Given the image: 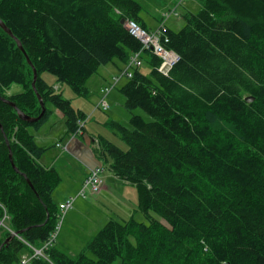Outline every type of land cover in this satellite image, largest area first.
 Listing matches in <instances>:
<instances>
[{
    "label": "trees",
    "instance_id": "16d2710c",
    "mask_svg": "<svg viewBox=\"0 0 264 264\" xmlns=\"http://www.w3.org/2000/svg\"><path fill=\"white\" fill-rule=\"evenodd\" d=\"M199 3L179 30H166L165 46L179 61L164 74L161 59L144 49L148 71L136 68L119 87L130 127L115 119L105 126L127 148L90 132L97 158L134 186L149 222L109 219L76 256L55 240L47 258L28 264H264V0ZM141 10L135 0H0V19L23 49L0 27V245L20 232L1 247L0 264L41 247L58 218L52 194L61 177L40 163L47 148L31 129L56 110L66 135L87 131L85 110L54 84L86 98L100 66H125L142 48L125 21L148 29ZM12 84L22 90L7 94ZM37 93L43 115L22 120L19 110L40 114Z\"/></svg>",
    "mask_w": 264,
    "mask_h": 264
},
{
    "label": "rangeland",
    "instance_id": "374dc122",
    "mask_svg": "<svg viewBox=\"0 0 264 264\" xmlns=\"http://www.w3.org/2000/svg\"><path fill=\"white\" fill-rule=\"evenodd\" d=\"M141 6L142 10L140 12V16L145 21L146 25L150 27H155L158 25L157 16L159 14L162 15L164 11L169 10L173 7L175 3L179 0H135ZM200 9L199 0H183L181 4L178 6L176 11L178 12L177 16H171L167 21L166 25L171 30H179L183 25V14L187 11L197 12ZM160 15V16H161ZM103 65L100 66V70H97L92 76L88 78L86 81V86L89 89V95L86 98H81L76 96L72 90L66 85L63 84V88L61 90L63 97L70 99L71 104L75 108L85 109V112L88 116L86 120V128L88 132H93L97 134V132L101 133L105 137H110L112 142L119 146L122 149H126L127 146L124 141H122L116 134H114L110 129L105 126V122L108 119H111L114 116L111 112L112 103L110 101V97L115 100L118 98H122L119 93L120 85L125 82L126 77H122L121 82H119L109 93L106 98L107 103L110 105V109L104 111L101 108L97 107V103L100 100L102 94L100 93V88H104L107 86L110 81L111 74L109 72H118L121 73L122 64L120 62L108 63L107 69L104 70ZM143 72L148 71V66L143 65L141 67ZM109 71V72H108ZM45 78L50 84H53V80L55 77L52 76L48 72H43L41 75ZM101 76V77H100ZM22 88L18 84H12L11 87L6 91L7 94L15 93L21 91ZM123 99V98H122ZM114 102V100H113ZM116 102V101H115ZM49 107H51L49 105ZM124 109V108H123ZM127 115L121 119V115L118 112V109L115 111L116 114H119L118 118L120 120H129L130 112L127 110H123ZM135 113L140 114L144 117L145 120H149L150 118L143 113L142 110L136 109ZM130 127V125H126ZM43 128L39 129V131H34L31 129L32 133L35 134L36 142L41 141V136L47 141L50 140L52 136H62L64 133V123L60 120V115L54 111L50 117L45 121L42 125ZM41 135V136H40ZM50 135V136H46ZM84 135H87L85 133ZM82 136V135H80ZM45 143V142H43ZM98 153V151L96 150ZM106 166L107 163L105 162ZM108 168V167H106ZM104 171V170H103ZM109 171L105 169L104 178L106 184V189L102 192L96 194H87L84 198L77 197L74 201L73 207L68 210L61 217V226L59 233L56 239V245L61 248L66 254L70 257L76 256L85 246L88 240L103 226V224L109 220L110 218H114L115 220L129 219L133 217L135 220L142 222H149L148 218H146L142 212L137 210L136 205V193L129 187H123L122 181L111 183L109 179L111 176H108ZM68 178L64 176V181H67ZM61 182V181H60ZM65 184V183H64ZM57 189L60 191L63 189L59 185L55 188L52 198L54 203L58 206L59 203L66 200L61 199V196L56 192ZM65 190V189H64ZM105 192V195L103 193ZM103 195V196H102ZM72 196V195H69ZM117 201L116 202V214L111 215L110 212L105 208L107 201ZM99 202L97 204L100 209L92 207L93 203ZM110 217V218H109ZM159 218V217H157Z\"/></svg>",
    "mask_w": 264,
    "mask_h": 264
},
{
    "label": "crops",
    "instance_id": "0c3cea01",
    "mask_svg": "<svg viewBox=\"0 0 264 264\" xmlns=\"http://www.w3.org/2000/svg\"><path fill=\"white\" fill-rule=\"evenodd\" d=\"M190 12H193V11H190ZM160 15L161 14H159L157 16L158 17L157 22L161 18ZM144 23H145V21H144ZM145 25H146V23H145ZM157 26L158 25H156L155 27H150V26L146 25V27L150 30L155 29ZM166 27L168 28L167 25H166ZM114 65H115V63H114ZM102 68L106 71L109 70V69H107V64L104 65ZM123 68H124V66L122 65L121 70ZM98 70H100V69H98ZM109 73L110 74L112 73L110 76V81H109V84H110L111 78L113 76L117 75L118 72H114V73L109 72ZM121 80L122 79H120L119 82H121ZM54 88L59 89V88H63V87L61 84L55 83ZM101 89L102 88H100L99 91H101ZM113 100H114V102H113ZM110 101L112 103V108H111L112 112L111 113L114 115L111 117V119L121 121L123 124L127 125L128 124V118H127V120H120V118H118L119 114H116V112H115L118 109L117 113H120L121 119H123V117H125L127 115V113H125V111H123L124 109H123V105H122V98H118L117 100H115V99H113V97L112 98L110 97ZM56 112L60 115V120L63 122V116L61 115V113L58 111H56ZM41 128H43V127L41 126L39 129H41ZM39 129L34 130V131L38 132ZM62 133H64L62 136H52L50 138V140L47 142L41 135H40L42 138L41 141L36 142L35 134L32 133L34 136L35 142L39 146H43V147L47 148L46 151L39 158L40 163H42L43 165H46V166H54L57 169V171L61 177L60 186L63 189L61 191H60V189L56 190V192L61 196L60 200L67 198L69 195H75L76 192L78 191L82 181L86 177L88 170L92 167L97 166V165H101L104 168L103 178H104L105 169H108L109 173H107V174H108V176H111V179H109L111 183L122 181L113 175V173L111 172V170L109 169L108 166H104L102 160L100 161L97 158V155L94 151V148L97 147V142H96V138L93 137L94 135H92L94 133L91 134L90 132L85 130L81 133H78V135L77 134L66 135L65 125H64V132H62ZM85 133H87V135H84ZM80 135H82V136H80ZM46 136H50V135H46ZM43 142H45V143H43ZM58 143L60 144V146H57ZM106 167H108V168H106ZM64 176H66L68 178L67 181H64ZM121 183L123 184V187L132 186L131 184L124 182V181H122ZM130 188L132 190H134V192H135L134 186H132ZM105 189H106V184L104 181L103 190H105ZM103 195H105V192L103 193ZM116 202L117 201H113V200L107 201L106 206H104L105 208H107V210L110 212L111 215H117L116 214V211H117ZM97 204H100V203L99 202L93 203L91 206L100 209ZM110 219H114V218H110Z\"/></svg>",
    "mask_w": 264,
    "mask_h": 264
},
{
    "label": "built area",
    "instance_id": "2783aa9c",
    "mask_svg": "<svg viewBox=\"0 0 264 264\" xmlns=\"http://www.w3.org/2000/svg\"><path fill=\"white\" fill-rule=\"evenodd\" d=\"M183 0H179L177 3L173 5V7L167 11H164L159 20L158 26L155 29L148 30L142 28L137 22L132 19H127L125 21V27L127 31L133 35L136 39L141 42L142 48L140 51L133 52L127 63L125 64L121 73L113 76L111 78V83L104 88L101 89L100 93L102 96L97 103V107L106 111L110 108V105L106 101L107 95L110 91L117 85L122 77H131L136 68L142 66V51L144 49L150 50L152 53L157 55L161 59L160 69L166 65L171 68L175 63H177L180 59V55L170 48H167L165 45L169 42V39L166 35V21L171 16H177L178 12L176 9L181 4ZM57 146H60L58 143ZM104 168L101 165H97L88 170V173L84 180L82 181L78 191L75 195L68 196L65 201L58 204V218L55 224L53 231L50 233L48 239L41 245V247H31V254H22L18 264H28L31 258L33 257H44L47 258L44 254V249L48 248L57 238V235L61 226V217L70 210L74 201L77 197L84 198L88 193L96 194L103 190L104 180H103V172ZM5 218V216H4ZM3 219L0 220V226H4ZM13 233V232H12Z\"/></svg>",
    "mask_w": 264,
    "mask_h": 264
},
{
    "label": "water",
    "instance_id": "95a60500",
    "mask_svg": "<svg viewBox=\"0 0 264 264\" xmlns=\"http://www.w3.org/2000/svg\"><path fill=\"white\" fill-rule=\"evenodd\" d=\"M121 22L123 23V22H124V19H121ZM0 27H1V29H3L8 35H10L11 37H13L14 40L16 41V43H17L18 48L22 49V46H21L19 40H18L16 37L13 36L12 32L10 31V29L7 28V26L4 24V22H3L1 19H0ZM22 50H23V49H22ZM27 62H28V64L31 66L32 71H33V79H32L31 86H32V88L36 91V89H35V81H36V78H37V71H36V69L34 68V66L32 65V63L30 62V60H29L28 58H27ZM169 70H170V68H169L168 66H166V65H164V66L160 69V71H161L162 73H164V74H166ZM37 98H38L39 104H40V106H41V112H40V114H39L38 116H36V117H31V116H29V115L23 113L21 110H19V111H18V116H19L22 120H26V121H28V122H32V121H36L37 119H39V118L43 115V113H44V111H45V106H44V103H43V101H42L41 96H40L38 93H37ZM245 99H246V101H250V100H252V97H246ZM5 100H6L7 102H9L12 106L16 107V105H14V104H13L12 102H10L8 99H5ZM10 156H12V154H10ZM13 165H14V164H13ZM13 169H14L15 171H18V169L15 167V165L13 166ZM19 234H20L19 231L13 232L9 237H7V238L3 241V243L0 245V249H1V247H2L4 244H7V243H8V242H9L14 236H18Z\"/></svg>",
    "mask_w": 264,
    "mask_h": 264
},
{
    "label": "bare ground",
    "instance_id": "6f19581e",
    "mask_svg": "<svg viewBox=\"0 0 264 264\" xmlns=\"http://www.w3.org/2000/svg\"><path fill=\"white\" fill-rule=\"evenodd\" d=\"M5 217H7V216L5 215Z\"/></svg>",
    "mask_w": 264,
    "mask_h": 264
}]
</instances>
